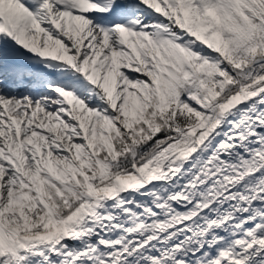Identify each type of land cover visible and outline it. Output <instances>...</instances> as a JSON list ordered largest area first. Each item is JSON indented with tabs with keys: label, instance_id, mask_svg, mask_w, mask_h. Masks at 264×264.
I'll use <instances>...</instances> for the list:
<instances>
[{
	"label": "snow or ice",
	"instance_id": "obj_1",
	"mask_svg": "<svg viewBox=\"0 0 264 264\" xmlns=\"http://www.w3.org/2000/svg\"><path fill=\"white\" fill-rule=\"evenodd\" d=\"M0 264H264V0H0Z\"/></svg>",
	"mask_w": 264,
	"mask_h": 264
}]
</instances>
